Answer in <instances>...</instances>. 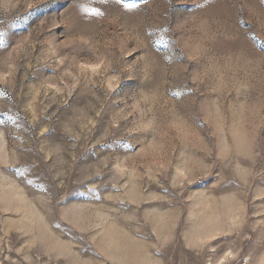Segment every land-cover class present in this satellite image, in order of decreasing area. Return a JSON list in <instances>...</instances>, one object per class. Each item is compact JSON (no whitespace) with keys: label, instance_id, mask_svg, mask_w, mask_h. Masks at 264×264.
I'll list each match as a JSON object with an SVG mask.
<instances>
[{"label":"rangeland","instance_id":"1","mask_svg":"<svg viewBox=\"0 0 264 264\" xmlns=\"http://www.w3.org/2000/svg\"><path fill=\"white\" fill-rule=\"evenodd\" d=\"M0 264H264V0H0Z\"/></svg>","mask_w":264,"mask_h":264}]
</instances>
